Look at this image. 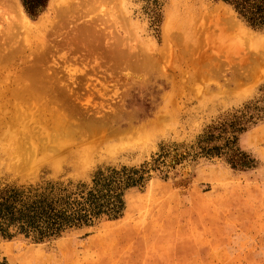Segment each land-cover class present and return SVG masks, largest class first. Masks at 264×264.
<instances>
[{"label": "rangeland", "instance_id": "obj_1", "mask_svg": "<svg viewBox=\"0 0 264 264\" xmlns=\"http://www.w3.org/2000/svg\"><path fill=\"white\" fill-rule=\"evenodd\" d=\"M15 1L0 0V188L148 179L117 219L0 234V264H264V120L238 134L251 168L198 145L263 94L264 28L222 0H158L155 24L146 0H49L34 19Z\"/></svg>", "mask_w": 264, "mask_h": 264}, {"label": "trees", "instance_id": "obj_2", "mask_svg": "<svg viewBox=\"0 0 264 264\" xmlns=\"http://www.w3.org/2000/svg\"><path fill=\"white\" fill-rule=\"evenodd\" d=\"M149 11L158 21V0H146ZM253 28H264V0H222ZM49 0H21L31 18L38 17ZM263 94L241 110L208 127L198 145L205 156H225L234 169H248L255 159L237 146L238 134L264 120ZM166 153H161L164 158ZM146 170L137 168L99 170L92 182L65 183L43 180L29 185H6L0 188V234L12 237L23 234L35 240L57 238L69 230L92 226L107 216L119 218L125 208V192L142 187L148 179ZM7 264V263H3Z\"/></svg>", "mask_w": 264, "mask_h": 264}, {"label": "bare ground", "instance_id": "obj_3", "mask_svg": "<svg viewBox=\"0 0 264 264\" xmlns=\"http://www.w3.org/2000/svg\"><path fill=\"white\" fill-rule=\"evenodd\" d=\"M15 2H17V0L15 1ZM14 2V3H15ZM17 4V3H16ZM71 3H70V0H51L50 1V7L52 8V9H55V10H60V9H64V8H66V7H68V5H70ZM19 5V4H18ZM17 9H18V12L16 13V14H19V15H17V16H19L20 18V21H21V23L23 24V26L25 27V28H28L29 26H31L30 25V23H29V19H28V17H27V15H26V13L23 11V9H22V7L19 5L18 7H17ZM211 21V20H210ZM42 24H40V26H41ZM28 26V27H27ZM30 28V27H29ZM28 28V29H29Z\"/></svg>", "mask_w": 264, "mask_h": 264}]
</instances>
